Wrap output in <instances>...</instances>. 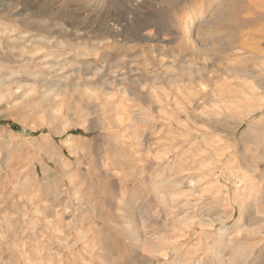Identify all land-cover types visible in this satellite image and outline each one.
Masks as SVG:
<instances>
[{
    "label": "rangeland",
    "instance_id": "374dc122",
    "mask_svg": "<svg viewBox=\"0 0 264 264\" xmlns=\"http://www.w3.org/2000/svg\"><path fill=\"white\" fill-rule=\"evenodd\" d=\"M0 264H264V0H0Z\"/></svg>",
    "mask_w": 264,
    "mask_h": 264
},
{
    "label": "bare ground",
    "instance_id": "6f19581e",
    "mask_svg": "<svg viewBox=\"0 0 264 264\" xmlns=\"http://www.w3.org/2000/svg\"><path fill=\"white\" fill-rule=\"evenodd\" d=\"M195 9H196V8H195ZM196 10H197V9H196ZM194 19H195V18H194ZM190 30H191V29H189V33L191 32ZM189 33H188V34H189Z\"/></svg>",
    "mask_w": 264,
    "mask_h": 264
}]
</instances>
